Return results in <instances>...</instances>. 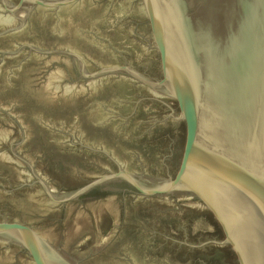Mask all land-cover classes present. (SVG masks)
I'll use <instances>...</instances> for the list:
<instances>
[{
    "label": "water",
    "instance_id": "95a60500",
    "mask_svg": "<svg viewBox=\"0 0 264 264\" xmlns=\"http://www.w3.org/2000/svg\"><path fill=\"white\" fill-rule=\"evenodd\" d=\"M0 264H264V0H0Z\"/></svg>",
    "mask_w": 264,
    "mask_h": 264
},
{
    "label": "flooded vegetation",
    "instance_id": "af4514ba",
    "mask_svg": "<svg viewBox=\"0 0 264 264\" xmlns=\"http://www.w3.org/2000/svg\"><path fill=\"white\" fill-rule=\"evenodd\" d=\"M121 183H118L117 185H120Z\"/></svg>",
    "mask_w": 264,
    "mask_h": 264
}]
</instances>
